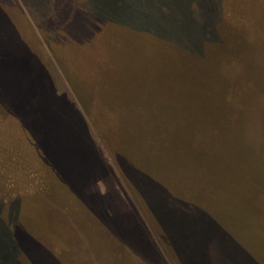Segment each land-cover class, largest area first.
I'll return each mask as SVG.
<instances>
[{
  "label": "rangeland",
  "instance_id": "rangeland-1",
  "mask_svg": "<svg viewBox=\"0 0 264 264\" xmlns=\"http://www.w3.org/2000/svg\"><path fill=\"white\" fill-rule=\"evenodd\" d=\"M13 51L0 264H264V0H0Z\"/></svg>",
  "mask_w": 264,
  "mask_h": 264
},
{
  "label": "trees",
  "instance_id": "trees-1",
  "mask_svg": "<svg viewBox=\"0 0 264 264\" xmlns=\"http://www.w3.org/2000/svg\"><path fill=\"white\" fill-rule=\"evenodd\" d=\"M100 19L105 20V22L110 23L112 21H110V19H106L105 17L99 16ZM105 18V19H104ZM105 23V24H107ZM207 43H209V40H205ZM219 41L216 40H211V43H218ZM220 43V42H219ZM203 47L199 46L198 48H193V49H197L198 51V55H203L204 54V50L202 49ZM14 52V51H13ZM196 52V51H195ZM15 55L12 54H8L7 56H3L2 60L0 61V74L1 72L4 73L3 75H0V78H2V81L0 80V85L1 86H13L12 84V79L9 78V75L14 72L13 74H15L17 69H21L24 70L26 68V66L28 65V55L23 53L22 51H20L19 53L14 52ZM11 61V62H10ZM14 61V62H13ZM13 62V63H12ZM15 64V67L13 66ZM13 66V67H12ZM10 68H13L12 70ZM28 69V67H27ZM5 70V72H4ZM36 74V75H35ZM34 79H36V83L34 85V91H38V92H43L42 90H45V88H43L42 84L46 87L44 80L41 79V77L39 76L38 72H35L33 74ZM43 78V77H42ZM28 85V84H27ZM44 94V93H43ZM36 95V94H35ZM35 95H28V89L27 90H6L3 87H0V119H2V117H6L7 115L9 117H13L15 114L17 115V112L21 115L23 112H25L26 114L31 113L34 116H31L32 118H36L37 123L38 122H42V124L40 125V129L44 132V134L46 136L49 137L50 134V129H52V126H50L49 128V124L47 123L48 121V116H45L44 112H43V108L42 111L39 110L38 108V104H37V100L36 98L34 99ZM13 96L14 97V102L11 103V105H9V107H3V100L4 98ZM35 100V101H34ZM8 112V113H7ZM40 113H42L43 115H41ZM47 120V121H46ZM54 121H52L53 123ZM50 123V120H49ZM53 137H56V133H54ZM47 141V139H46ZM8 144H12V140H8L7 141ZM56 142L53 141V145L54 147H56L55 145ZM28 150V149H25ZM15 156H13V159L16 160L17 162H19V164H21L23 162V160L20 158V154H18L17 152L14 153ZM54 157H57V159H59L60 157V161L57 160V164L60 165L61 163H64L63 161V157L61 154H53ZM47 162L41 160L38 161L36 164L37 168L39 169H43V173L40 174V178L41 179V188L46 190L47 193H50L53 186H54V177L52 174V170L54 166L52 163V160L47 158ZM26 162V161H25ZM23 162L25 165L27 164V162L25 163ZM30 162L32 163V161L30 160ZM21 166V165H20ZM39 166V167H38ZM37 169V172L33 171L34 175L39 174L41 172V170ZM142 169V168H140ZM139 170V169H138ZM144 174L145 172L142 170ZM37 176V175H36ZM28 185L26 184H19V187H17V189L20 192H23V190L25 188H27ZM164 210L167 211L166 206H163ZM166 208V209H165ZM177 208H181L184 209L183 207H177ZM163 212L164 210L162 208H160Z\"/></svg>",
  "mask_w": 264,
  "mask_h": 264
}]
</instances>
